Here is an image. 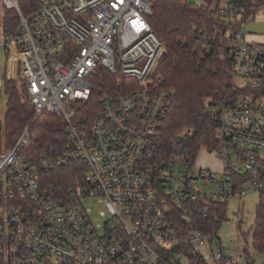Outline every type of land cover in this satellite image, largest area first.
<instances>
[{"label": "built area", "instance_id": "2783aa9c", "mask_svg": "<svg viewBox=\"0 0 264 264\" xmlns=\"http://www.w3.org/2000/svg\"><path fill=\"white\" fill-rule=\"evenodd\" d=\"M155 1L39 0L25 16L20 0H1L20 22L8 34L0 23V49L35 113L0 152L9 264H248L199 221L222 225L231 198L264 191V43L244 30L248 1L199 0L224 22L217 53L230 59L232 94L206 103L213 146L197 147L192 130L168 144L174 92L156 74L164 47L150 23ZM46 114L63 126L35 149L31 126ZM201 151L221 170L199 167ZM87 198L105 206L103 225L82 205Z\"/></svg>", "mask_w": 264, "mask_h": 264}, {"label": "trees", "instance_id": "16d2710c", "mask_svg": "<svg viewBox=\"0 0 264 264\" xmlns=\"http://www.w3.org/2000/svg\"><path fill=\"white\" fill-rule=\"evenodd\" d=\"M246 1L249 3L247 15L264 8V0ZM38 3L39 0H20L22 13L30 15L38 8ZM3 11L0 23L4 33L8 34L16 29L20 18L16 11ZM150 23L165 52L156 67V74L163 79L165 87L174 92L169 115L162 128L164 141L172 143L183 132L192 130L196 133L194 143L197 147L213 146L216 142L215 115L207 109L206 103L220 101V97L232 94L230 59L217 53L221 42L216 32L224 22L216 11L207 6H198L186 0H156ZM111 81L108 79L107 83L113 84ZM4 92L8 104L6 117L0 120V152L14 147L35 117L24 85L7 80ZM62 126V121L56 116L44 115L31 126L33 147L41 149L51 143L60 135ZM69 175V172H63L60 177L68 180ZM220 213L222 219L224 209ZM199 222L202 226L208 225L214 233H218L221 227L217 221L201 219ZM252 231L255 251L264 254V191L260 192ZM2 244L0 239V264H9L2 252ZM244 255L248 264H254L247 248Z\"/></svg>", "mask_w": 264, "mask_h": 264}, {"label": "rangeland", "instance_id": "374dc122", "mask_svg": "<svg viewBox=\"0 0 264 264\" xmlns=\"http://www.w3.org/2000/svg\"><path fill=\"white\" fill-rule=\"evenodd\" d=\"M191 4L200 3L199 0H186ZM4 16V11L0 6V19ZM244 30L249 34L251 42L264 43V8L251 16V21L244 25ZM8 104V97L3 87H0V120H4ZM260 156L264 157V151H260ZM197 165L202 168H210L215 171L221 170L220 162L207 157L201 151L197 158ZM244 197L231 198L227 203V219L221 225L214 243L218 240L223 242L226 254H243L245 249L251 253L254 264H264V254L255 251L253 246L252 227L255 222L256 209L260 201V191L247 187ZM82 205L91 211V219L95 225H103L104 220L100 218V212L105 210V206L100 203L99 198H87ZM202 253H211L210 248H204Z\"/></svg>", "mask_w": 264, "mask_h": 264}, {"label": "crops", "instance_id": "0c3cea01", "mask_svg": "<svg viewBox=\"0 0 264 264\" xmlns=\"http://www.w3.org/2000/svg\"><path fill=\"white\" fill-rule=\"evenodd\" d=\"M15 72H16L15 69L9 63L8 54L0 49V87H3L4 89V84H5V81L7 80L15 81V77H16ZM6 113H7V109H6ZM6 113H5L4 119L6 117Z\"/></svg>", "mask_w": 264, "mask_h": 264}, {"label": "water", "instance_id": "95a60500", "mask_svg": "<svg viewBox=\"0 0 264 264\" xmlns=\"http://www.w3.org/2000/svg\"><path fill=\"white\" fill-rule=\"evenodd\" d=\"M165 56V52L163 53V55H162V58Z\"/></svg>", "mask_w": 264, "mask_h": 264}]
</instances>
